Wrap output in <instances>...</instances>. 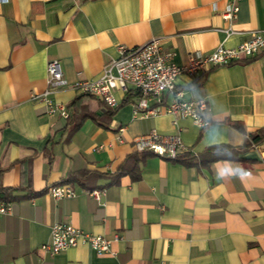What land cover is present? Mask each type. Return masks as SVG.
Wrapping results in <instances>:
<instances>
[{
  "label": "crops",
  "instance_id": "0c3cea01",
  "mask_svg": "<svg viewBox=\"0 0 264 264\" xmlns=\"http://www.w3.org/2000/svg\"><path fill=\"white\" fill-rule=\"evenodd\" d=\"M227 2L0 3V195L12 206L0 218V264H264V140L233 155L249 133L264 127V51L176 78L185 100L206 99L211 124L204 128L189 117L144 116L130 84L114 90L118 105L111 114L99 98L79 99L76 106L93 118L72 132L71 123L47 114L38 97L49 89L51 60H58L66 80L51 98L71 114L82 94L74 83L97 79L120 45L159 38L170 61L181 66L219 43L233 47L264 29V0H240L226 37L221 29L229 23L219 12ZM171 98L162 96L165 103ZM147 101L155 105L154 98ZM152 133L177 134L201 162L184 165L133 148V138ZM123 164H136L140 177L117 176ZM240 167L249 175L232 174ZM71 173L85 186L62 182ZM54 184L75 195L54 200L47 193ZM92 190H99L98 200ZM55 222L108 239L117 235L116 255H99L80 242L56 254L42 250Z\"/></svg>",
  "mask_w": 264,
  "mask_h": 264
},
{
  "label": "built area",
  "instance_id": "2783aa9c",
  "mask_svg": "<svg viewBox=\"0 0 264 264\" xmlns=\"http://www.w3.org/2000/svg\"><path fill=\"white\" fill-rule=\"evenodd\" d=\"M7 1L0 0V3ZM238 1L240 0H228L219 12L221 18L229 23L227 27L221 29L226 37L233 33L230 23L237 14ZM263 51L264 29H256L251 32L248 39L236 46L225 47L223 43H219L208 54L197 55L191 58L188 64L179 66L170 61L172 54L163 52L161 40L153 38L140 46H118L119 56L104 65L102 73L97 79L78 80L74 83V88L81 93H87L103 100L111 109H114L118 105L114 90H126L130 84L140 94L136 107L143 110L144 116L170 114L189 117L196 126L204 128L211 124V120L204 115L208 108L206 99L185 100L183 91L176 87V78L182 73L191 74L199 70H207L210 67L240 62ZM46 71L49 89L44 90L38 97L44 103L47 114H58L67 119L70 112L66 105L51 98V94L56 88L66 85L58 60L48 61ZM165 93L172 96L168 103L163 102L162 99ZM149 97L155 99V105H149L147 101ZM132 146L138 152L148 151L168 159L190 151L177 134L163 138L153 133L138 136L133 138ZM47 193L54 200L75 195L70 187L62 184L48 186ZM99 194V190L91 191V195L96 200L99 199ZM11 210V203L0 199V218L10 214ZM117 239V235L113 239H108L83 232L67 223L55 222L50 228L49 241L42 244L41 249L50 254H56L66 248L76 246L80 242L89 244L99 255L115 256L116 251L112 244Z\"/></svg>",
  "mask_w": 264,
  "mask_h": 264
},
{
  "label": "trees",
  "instance_id": "16d2710c",
  "mask_svg": "<svg viewBox=\"0 0 264 264\" xmlns=\"http://www.w3.org/2000/svg\"><path fill=\"white\" fill-rule=\"evenodd\" d=\"M85 96H91V95L87 94V93H82L81 95H79L76 98V101H74V106L75 107L73 109V112L67 118L68 122L71 123V130H70L71 132L76 130L81 125L83 120L86 119L87 117L93 118L91 113L88 112V110L85 107H81L79 105L76 106L77 101L79 99L85 97ZM114 110H115V108L113 110H111V111H108L109 114L113 113ZM231 126L236 128L239 131H243L242 125L240 123H238V122L231 123ZM263 140H264V127L256 130L255 132L249 133L246 136V138H245V142H244L243 146L240 149L235 148L234 152H233V155H237L239 153V151L252 148L255 145L259 144ZM170 160H173V161H176V162H180V163H182L184 165H197V164H199L201 162V159L197 155L193 154L190 151L189 152L180 153L175 158H172ZM119 169L120 170H119L117 176L121 175L122 173H130L132 179H134V180H136V179H138L140 177V174H139V171H138V168H137L136 164L135 165L133 164L131 169L129 167H126V165L123 164V165H120ZM93 175L95 177L103 176L102 174H97V173H94ZM73 179L79 181L83 186H85V183L82 182L79 179V177L77 176V174H75V173L69 174L62 182H65V183L66 182H70ZM6 191L10 192L11 190H6ZM0 199L8 200V198L3 197L1 195H0Z\"/></svg>",
  "mask_w": 264,
  "mask_h": 264
},
{
  "label": "clouds",
  "instance_id": "9594fccd",
  "mask_svg": "<svg viewBox=\"0 0 264 264\" xmlns=\"http://www.w3.org/2000/svg\"><path fill=\"white\" fill-rule=\"evenodd\" d=\"M232 174H235L237 177H244V176H247L249 175V173H247L243 168H239L238 172L236 173H232Z\"/></svg>",
  "mask_w": 264,
  "mask_h": 264
}]
</instances>
